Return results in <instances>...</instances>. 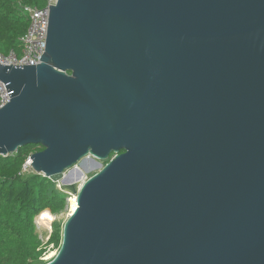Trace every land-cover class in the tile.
I'll use <instances>...</instances> for the list:
<instances>
[{
  "label": "water",
  "instance_id": "1",
  "mask_svg": "<svg viewBox=\"0 0 264 264\" xmlns=\"http://www.w3.org/2000/svg\"><path fill=\"white\" fill-rule=\"evenodd\" d=\"M0 82V157L78 199L48 264H264V0H58Z\"/></svg>",
  "mask_w": 264,
  "mask_h": 264
},
{
  "label": "trees",
  "instance_id": "2",
  "mask_svg": "<svg viewBox=\"0 0 264 264\" xmlns=\"http://www.w3.org/2000/svg\"><path fill=\"white\" fill-rule=\"evenodd\" d=\"M46 3L47 0H0L1 54L21 53V39L30 24L25 8L42 9ZM43 149L28 145L8 157H0V264H45L42 257L50 247L60 250L62 246L61 222L52 225L45 242L34 219L44 211L51 215L63 213L67 195L34 171L23 172L29 157Z\"/></svg>",
  "mask_w": 264,
  "mask_h": 264
},
{
  "label": "built area",
  "instance_id": "3",
  "mask_svg": "<svg viewBox=\"0 0 264 264\" xmlns=\"http://www.w3.org/2000/svg\"><path fill=\"white\" fill-rule=\"evenodd\" d=\"M58 0H47L46 6L42 9L25 8V13L30 18V24L26 34L21 39L22 51L17 54L10 51L7 55L0 53V66L6 67H26L38 66L42 62V57L46 52V41L49 25L50 7ZM10 97L5 85L0 82V107L6 105ZM92 157L89 156L88 160ZM33 171L29 160L24 165V173Z\"/></svg>",
  "mask_w": 264,
  "mask_h": 264
},
{
  "label": "rangeland",
  "instance_id": "4",
  "mask_svg": "<svg viewBox=\"0 0 264 264\" xmlns=\"http://www.w3.org/2000/svg\"><path fill=\"white\" fill-rule=\"evenodd\" d=\"M105 166H106L105 162L97 161V160H94L93 158H91L89 160L82 161L80 164L77 165V168L82 171V176H83V178H85L84 183H86L94 175L99 173ZM73 170L68 171L66 173L68 180L70 177L69 174ZM58 187H59V185H58ZM71 196L72 195H70V196L67 195V197L65 198L66 210L63 213L51 215L54 219L50 225V228H47L46 226H43V225L39 226L36 223V218L34 219V225H35L37 231L40 233L43 241L47 242L49 240V236L52 233V225L54 223L61 222L62 226H64L65 222L68 220V218H69V215H68L69 214V206H70L69 199L71 198ZM58 252H59V249L51 246L50 250L42 257V261H44L45 264L52 262L55 259V257L57 256Z\"/></svg>",
  "mask_w": 264,
  "mask_h": 264
},
{
  "label": "bare ground",
  "instance_id": "5",
  "mask_svg": "<svg viewBox=\"0 0 264 264\" xmlns=\"http://www.w3.org/2000/svg\"><path fill=\"white\" fill-rule=\"evenodd\" d=\"M69 181L76 182L78 185L84 184V179L82 176V171L78 168H75L70 174H69ZM65 179L68 180L67 176H65ZM69 217L74 214V212L78 208V199L76 196H71L69 199ZM53 217L51 216L49 211H44L40 215L36 217V223L40 226H46L47 228H50L51 223L53 222Z\"/></svg>",
  "mask_w": 264,
  "mask_h": 264
}]
</instances>
